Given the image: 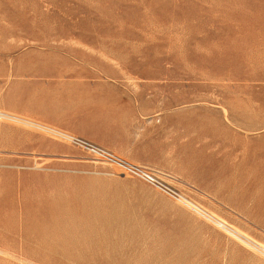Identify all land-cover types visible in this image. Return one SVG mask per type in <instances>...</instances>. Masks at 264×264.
Instances as JSON below:
<instances>
[{"label":"rangeland","instance_id":"rangeland-1","mask_svg":"<svg viewBox=\"0 0 264 264\" xmlns=\"http://www.w3.org/2000/svg\"><path fill=\"white\" fill-rule=\"evenodd\" d=\"M0 113V264H264V0H0Z\"/></svg>","mask_w":264,"mask_h":264},{"label":"bare ground","instance_id":"bare-ground-1","mask_svg":"<svg viewBox=\"0 0 264 264\" xmlns=\"http://www.w3.org/2000/svg\"><path fill=\"white\" fill-rule=\"evenodd\" d=\"M1 114V113H0ZM19 118V117H18ZM16 121L14 122L15 124H20V125H23V126H26V127H29V128H34V129H37V130H40V131H43L44 133L46 132V133H48V134H51V135H54L55 137L57 136V137H60V139L62 138V139H64V140H67V141H70V142H76V141H78V142H81V143H84V141H81V140H79V139H77L75 136H72V135H70V133H68V132H65V131H62V130H59V129H57V128H55V127H52V126H48V125H45V124H43V123H39V122H35V121H33V120H17L16 118H14ZM25 119V118H24ZM34 131V130H33ZM105 153H107V151H103V154H105ZM103 154H101V155H103ZM109 156V155H108ZM108 159H106L105 161H110V162H112V161H114L112 158H111V156H109V157H107ZM115 162V161H114ZM69 205V204H68ZM70 209V208H69ZM44 213V212H43ZM46 214H48V212L46 213ZM21 215V214H20ZM47 216V215H46ZM45 216V217H46ZM48 216H49V214H48ZM47 216V217H48ZM88 216V215H87ZM46 217V218H47ZM50 217V216H49ZM81 217V216H80ZM88 218V217H87ZM21 219V218H20ZM9 220V219H8ZM22 220V219H21ZM21 220H20V222H21ZM32 220H34V219H32ZM38 220H39V218H38ZM81 220H82V217H81ZM48 221V220H47ZM42 222V221H41ZM115 222V221H114ZM29 223V222H28ZM48 223H50L49 221H48ZM93 223V222H92ZM21 224V223H20ZM30 224V223H29ZM46 224V223H45ZM51 224V223H50ZM88 224V223H87ZM105 225V224H104ZM31 226H33L32 224H31ZM51 226H52V224H51ZM26 228V227H25ZM106 228H108V227H105V229ZM93 231V230H92ZM109 231V230H108ZM5 232V231H4ZM21 233V232H20ZM66 233V232H65ZM58 234H60L59 232H58ZM46 235V234H45ZM14 236V235H13ZM16 237V236H15ZM57 237V236H56ZM18 238V237H17ZM37 239V238H36ZM39 239H40V237H39ZM21 241V240H20ZM26 242V241H25ZM21 243V242H20ZM249 248V247H248ZM250 249H252V248H250ZM253 250V249H252Z\"/></svg>","mask_w":264,"mask_h":264},{"label":"built area","instance_id":"built-area-1","mask_svg":"<svg viewBox=\"0 0 264 264\" xmlns=\"http://www.w3.org/2000/svg\"><path fill=\"white\" fill-rule=\"evenodd\" d=\"M140 173V172H139ZM142 175V174H140ZM144 176V180L147 181L149 184L157 187L159 190H161L163 193H165L166 195H168L169 197H171L172 199L178 201V196L177 194L172 191L171 189H169L166 186L161 185L158 180L153 176V175H143ZM142 178V177H141Z\"/></svg>","mask_w":264,"mask_h":264}]
</instances>
